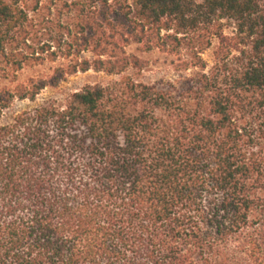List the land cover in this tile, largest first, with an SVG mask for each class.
<instances>
[{
  "label": "trees",
  "instance_id": "obj_1",
  "mask_svg": "<svg viewBox=\"0 0 264 264\" xmlns=\"http://www.w3.org/2000/svg\"><path fill=\"white\" fill-rule=\"evenodd\" d=\"M0 264H264V0H0Z\"/></svg>",
  "mask_w": 264,
  "mask_h": 264
},
{
  "label": "rangeland",
  "instance_id": "obj_2",
  "mask_svg": "<svg viewBox=\"0 0 264 264\" xmlns=\"http://www.w3.org/2000/svg\"><path fill=\"white\" fill-rule=\"evenodd\" d=\"M223 26L226 34H231L233 32V25L229 21H224ZM216 42L214 46H216ZM136 48H133L131 51H135ZM213 49H210L205 55L204 59L208 63H212L213 60ZM144 58L148 61L147 69L141 74H135V78L143 80L147 83H158L163 79L171 80L176 79L180 73L177 71V65L173 64L175 59L166 54L156 52L154 54L145 55ZM57 64L47 63L44 66H35L25 69L22 73L18 75V79L12 83H3V88L6 86L11 90L17 89L20 84H25L30 79H41L53 75V69L57 68ZM196 70H190L184 72V75H193L196 73ZM133 74V72H132ZM119 77H109L105 74H98L94 71L88 73H78L74 76H68L65 81H63L59 88L57 89H47L45 90L37 99L35 103L31 102H18L14 106L13 112H21L25 109L34 108L44 101L52 99L57 96H61L65 93H73L81 91L87 85H96V84H107L111 81L118 80Z\"/></svg>",
  "mask_w": 264,
  "mask_h": 264
}]
</instances>
